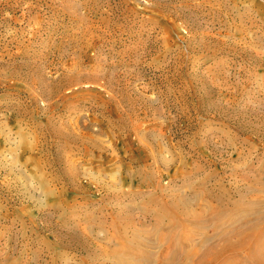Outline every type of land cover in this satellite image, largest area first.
Listing matches in <instances>:
<instances>
[{
	"label": "rangeland",
	"instance_id": "374dc122",
	"mask_svg": "<svg viewBox=\"0 0 264 264\" xmlns=\"http://www.w3.org/2000/svg\"><path fill=\"white\" fill-rule=\"evenodd\" d=\"M263 247L264 0H0V264Z\"/></svg>",
	"mask_w": 264,
	"mask_h": 264
},
{
	"label": "bare ground",
	"instance_id": "6f19581e",
	"mask_svg": "<svg viewBox=\"0 0 264 264\" xmlns=\"http://www.w3.org/2000/svg\"><path fill=\"white\" fill-rule=\"evenodd\" d=\"M246 244V242H242L241 243V247L242 246H244ZM258 244V243H257ZM257 244H256V247H257ZM223 246H225V247H229V246H232L231 244H228V243H226V244H223ZM224 247V248H225ZM200 249V248H199ZM252 249V253H259L258 251H257V249L255 250V249H253V248H251ZM259 249V248H258ZM224 250V249H223ZM200 251V250H199ZM259 251L261 252V254L262 255H264V247H263V249H259ZM220 252L222 253L223 251L222 250H220ZM217 253H219V250H218V248H214V249H212V250H210V251H208V252H205V253H200L201 255H198L199 253H197V251H193L191 254H190V256H192V255H194V254H197L199 257H198V262H199V264H210V262L215 258V257H217L216 255H217ZM192 258V257H191ZM250 259V258H249ZM194 260V259H193ZM193 260H190V261H188V262H186V263H184V264H192V262H193ZM195 261V260H194ZM262 263H263V261H262Z\"/></svg>",
	"mask_w": 264,
	"mask_h": 264
}]
</instances>
